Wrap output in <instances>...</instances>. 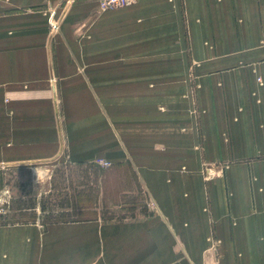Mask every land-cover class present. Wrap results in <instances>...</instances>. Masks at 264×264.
<instances>
[{"label":"crops","instance_id":"crops-1","mask_svg":"<svg viewBox=\"0 0 264 264\" xmlns=\"http://www.w3.org/2000/svg\"><path fill=\"white\" fill-rule=\"evenodd\" d=\"M0 121L12 153L55 129L73 158L131 161L161 215L0 226V264H264V0H0Z\"/></svg>","mask_w":264,"mask_h":264},{"label":"rangeland","instance_id":"rangeland-1","mask_svg":"<svg viewBox=\"0 0 264 264\" xmlns=\"http://www.w3.org/2000/svg\"><path fill=\"white\" fill-rule=\"evenodd\" d=\"M56 14L50 23V32L55 35L61 25V17ZM53 25L57 28H53ZM183 97L190 103V120L196 121L200 114L196 106L197 96ZM114 98V102L119 103L117 96ZM159 109L165 111L162 106ZM61 113L58 112V115L62 116ZM111 114H114V123L130 122L122 118L123 111L113 110ZM110 130L114 132L111 125ZM31 134L36 133L31 131ZM46 134H49L46 138L50 141H32L35 136H31L28 142L15 144L13 153L11 149L7 151L5 143H0V226L37 224L46 229L51 224L76 221L91 223L95 230L102 232L107 226H124L127 230H133L161 216L155 200L131 161L119 162L115 157L73 158L68 154L70 144L60 142L55 129L47 130ZM111 137L113 140L116 138ZM0 139H5L2 121ZM90 146L88 149L98 154L104 148L100 138ZM196 149L202 152L201 140ZM11 154H25L28 158L7 157ZM42 155L46 157H37ZM206 166L203 172L206 181H209L212 177ZM213 166L215 164H209V168ZM206 211L211 213L209 208ZM215 227L213 223L209 238L212 244ZM141 245L145 246L144 240ZM102 257V254L95 255V260L100 262Z\"/></svg>","mask_w":264,"mask_h":264},{"label":"built area","instance_id":"built-area-1","mask_svg":"<svg viewBox=\"0 0 264 264\" xmlns=\"http://www.w3.org/2000/svg\"><path fill=\"white\" fill-rule=\"evenodd\" d=\"M138 0H98V4L101 10L106 11L110 9L123 8L131 6L137 3ZM53 28H57L53 25Z\"/></svg>","mask_w":264,"mask_h":264}]
</instances>
